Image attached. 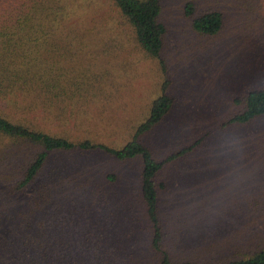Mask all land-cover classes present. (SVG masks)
Returning <instances> with one entry per match:
<instances>
[{"label": "trees", "instance_id": "16d2710c", "mask_svg": "<svg viewBox=\"0 0 264 264\" xmlns=\"http://www.w3.org/2000/svg\"><path fill=\"white\" fill-rule=\"evenodd\" d=\"M163 9L162 0H0V100L7 104L0 105V264H264V239L218 261L185 256L180 235L169 231L160 176L202 140L164 159L142 140L176 102ZM185 13L201 34L224 27L221 11L197 13L189 2ZM127 46L158 60L164 81L148 117L119 143L122 130L97 127L120 92L115 71L129 66L118 61ZM233 102L237 112L225 125L263 116L264 86ZM75 151L141 159L131 194L119 192L117 172L53 164L55 154ZM137 222L148 237L137 239L139 249L129 243Z\"/></svg>", "mask_w": 264, "mask_h": 264}, {"label": "rangeland", "instance_id": "374dc122", "mask_svg": "<svg viewBox=\"0 0 264 264\" xmlns=\"http://www.w3.org/2000/svg\"><path fill=\"white\" fill-rule=\"evenodd\" d=\"M189 2L197 13L221 11L222 30L216 35L196 31L194 18L185 13ZM162 4L168 28L164 58L176 104L142 140L152 146L157 159L202 140L160 176L167 183L161 192L164 216L170 233L183 240L185 256L230 259L264 239V115L247 124L225 125L237 112L234 98L264 86V0H162ZM118 61L129 66L115 71L120 92L97 132L101 134L106 125L122 130L114 140L123 143L130 138L132 119L141 121L149 115L164 74L159 61L146 58L136 46H127ZM0 105L7 106L1 100ZM72 160L79 165L70 168L85 170L90 165L101 175L119 173L120 193L131 194L142 170L139 158L121 161L97 151L61 152L52 162ZM133 201L129 198V203ZM141 224L137 222L138 230L129 241L138 249L137 239L148 240Z\"/></svg>", "mask_w": 264, "mask_h": 264}, {"label": "crops", "instance_id": "0c3cea01", "mask_svg": "<svg viewBox=\"0 0 264 264\" xmlns=\"http://www.w3.org/2000/svg\"><path fill=\"white\" fill-rule=\"evenodd\" d=\"M160 94H161V93H160ZM160 94H159V95H160ZM171 94H172V93H171ZM159 95H157L156 97H154L153 101H154ZM173 96H174V95H173ZM175 100H176V99H175ZM152 103H153V102H152ZM175 104H176V102H175ZM173 109H174V108H173ZM173 109L171 110V112H170L166 117H168V116L173 112ZM147 117H148V116H146L144 119H146ZM166 117H165V118H166ZM144 119H141V121H139L138 118H137V121H136V122H135L134 119H132V121H133V122H132L133 126H134V125L136 126V125L140 124ZM158 125H159V124H158ZM158 125H157L156 127H158ZM133 126L130 127V139H131V137H132V135L134 134V131H135ZM144 136H145V135H144ZM146 143H147V142H146ZM147 144L152 148V146H151L149 143H147ZM153 151H154V150H153ZM154 154H155V152H154ZM171 154H172V153H171ZM168 155H170V154H168ZM168 155H167V156H168ZM155 156H156V154H155ZM167 156H166V157H167ZM166 157H165V158H166ZM186 157H187V156H185V157H180V158H178L177 160L170 162V163L167 165L166 169H168L169 167H171L172 165H174L175 162H177V161H179V160H181V159H184V158H186ZM159 159H161V158H159ZM162 159H164V158H162ZM173 163H174V164H173ZM166 169H165V170H166Z\"/></svg>", "mask_w": 264, "mask_h": 264}]
</instances>
